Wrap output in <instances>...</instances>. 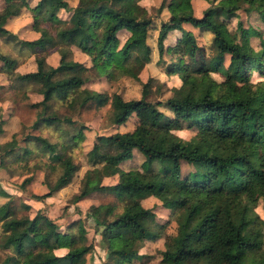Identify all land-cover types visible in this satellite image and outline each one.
<instances>
[{
	"label": "trees",
	"instance_id": "1",
	"mask_svg": "<svg viewBox=\"0 0 264 264\" xmlns=\"http://www.w3.org/2000/svg\"><path fill=\"white\" fill-rule=\"evenodd\" d=\"M180 3L181 0L168 3L170 16L161 23L157 46L162 53L163 41L173 29L181 31L182 39L187 42L182 49L180 44L174 48L184 49L194 64L190 60L186 63L180 56L167 68L168 73H178L186 86L182 98L170 96L151 100L149 81H146L136 99H123L115 93L110 97L101 92L81 101L68 100L69 106L76 101L80 107L86 103L103 106L110 100L112 123L122 124L132 114L137 119L130 131L96 136L88 153L92 163L99 165L87 171L81 191L74 200L94 191H117L120 196L131 198L111 219L108 216L114 206L110 204L92 205L87 212L102 227L100 241L107 250L104 264L142 261L146 256L139 251L143 243L161 236L162 226L156 222L155 213L140 202L148 196L171 207L177 223L176 232L165 240L159 264H187L188 260H195V264H264V220L252 211L258 199L264 203V108L261 105L264 83L251 81L253 72L264 78V38L259 30L243 27L239 21V39H236L224 22L242 4L264 21V0H218L200 16H196L191 8L180 9ZM136 4L137 0H96L91 7L73 10L69 23L61 25V20L52 12H43V7L65 9L67 1L38 0L32 9L34 26L40 35L18 42L41 49L52 41L67 46L73 44L83 52L92 48L97 59L102 61L96 69L102 72L115 60L113 54L116 52L124 57L133 51L147 55L146 35L150 20L135 17ZM86 11L104 16L105 26L100 38L93 26L85 22ZM40 14H45L51 24H58L54 32L48 26L38 25ZM183 23L212 33V55L203 54V59L197 62L199 46ZM121 28H126L130 34L116 51L119 44L117 31ZM250 36L260 37L262 46L259 49L255 50L249 44ZM226 54L229 55L227 63L224 62ZM0 59L4 71L10 73L16 60ZM86 69L81 62L62 54L57 65L47 72L37 69L22 75L23 80L40 79L42 82L39 89L42 98L32 104L38 107L34 127L46 124L58 128L62 123H73L70 117H59L51 109L54 101L67 99L69 93L76 92L84 83ZM126 70L132 74L129 68ZM212 73H219L221 80L212 77ZM243 89L246 95H243ZM83 127L80 123L77 131L68 134L64 146L61 145L63 148L59 149V141L50 142L40 135L28 136L29 140L32 137L41 144L43 153H48L61 165V172L49 190L43 194L31 193L30 198L41 200L69 183L76 164L63 149L78 144L83 138ZM184 128L193 129L195 133L185 139L174 132ZM7 145L8 149L0 144V149L5 148L4 154H10L15 147L12 148L13 142ZM134 149L144 156L143 168L121 170L118 165L130 159ZM29 150L25 146L22 155L13 156V160L20 159ZM181 161L191 164L194 170L181 175ZM153 162L158 164V170H152ZM114 174H118L116 183H101L102 177ZM30 179V176L26 177L20 188L24 189ZM0 192L7 194L4 190ZM11 204L10 199L0 204V223L4 232L0 246L12 252L2 264H77L91 248L84 243L86 233L81 220L76 225L77 233L72 230L75 221L63 231L40 211L28 219L14 217ZM100 214L103 215L101 219ZM55 247H64L66 252L58 255L53 251Z\"/></svg>",
	"mask_w": 264,
	"mask_h": 264
},
{
	"label": "rangeland",
	"instance_id": "2",
	"mask_svg": "<svg viewBox=\"0 0 264 264\" xmlns=\"http://www.w3.org/2000/svg\"><path fill=\"white\" fill-rule=\"evenodd\" d=\"M67 8L53 9L49 5H44L43 12L54 13L61 25L69 23L73 10H83L94 5L96 0H66ZM171 0H137V9L134 15L137 18H149L150 23L147 26L146 44L148 48L147 55L131 52L127 56H122L118 52L113 54L114 61L99 72L96 65L100 63L96 53L90 46L89 52L81 51L77 46L71 44L67 46L59 42L52 41L46 48L41 49L38 46L29 47L22 45L18 40H33L39 37L40 32L34 26L33 7L38 0H0V57L16 60L15 67L10 73L5 72L0 59V144L8 145L13 142L10 154H4L5 148L0 149L2 160L0 162V204L7 200H12L13 216L19 219H28L36 212L46 214L58 226L65 231L67 226L75 221L72 227L74 232H78V221L81 220L85 229V244L91 245L89 251L81 257L77 264H104L106 248L101 244L100 231L101 225H97L91 216L87 215L92 205L110 204L114 209L109 214L111 219L120 213L131 200L129 197H122L120 193L108 191H94L90 194L74 200L79 194L85 181L87 171L99 164H93L89 158L88 151L98 134H110L116 131L126 132L134 128L136 117L132 114L124 123L114 124L111 121L110 100L103 106H95L86 103L83 107L77 105L76 101L69 106V99L83 100L85 97L101 92L112 96L114 93L122 96L123 99H136L141 95L142 83L149 81V99L161 100L167 97L182 98L186 91L178 73H168L167 68L174 64L180 56L186 63L193 62L188 58L186 51H178L174 48L180 44L182 49L187 42L182 39V32L176 29L170 30L164 39V50L159 53L157 46V36L160 31L162 21H166L170 12L167 8ZM218 0H181L179 8L188 10L191 8L196 16L202 15L203 11L209 6L214 5ZM246 4H242L235 14L225 18L224 22L227 29L239 39L238 22L241 21L243 27L251 26L261 32L264 38V21H262L254 10L245 9ZM44 16V17H43ZM83 18L87 24L93 26L97 38H100L105 26V18L99 14H93L86 11ZM39 26H48L52 32L58 27L56 22L50 23L45 19V14L37 17ZM64 23V24H63ZM60 25V26H61ZM186 30H190L199 46L197 62L199 63L205 56L212 55L214 48L211 45L212 33L208 30L198 29L190 24L183 23ZM6 30V32H5ZM126 28L117 31L119 44L116 49L121 47L123 42L129 36ZM17 41V42H16ZM249 44L257 50L262 46V41L258 36H250ZM183 52V53H181ZM185 53V54H184ZM68 54L73 60L81 62L86 66L83 76L85 81L76 92L69 93L65 100H56L53 102L52 111L59 117H70L73 123H62L59 127L43 124L34 127L33 122L36 118L38 107L33 106L34 102L39 101L42 96L39 89L42 87L41 80L22 79V75L36 71L45 73L49 68L56 66L61 55ZM229 55H225L224 62H228ZM102 63V61H101ZM2 67V68H1ZM129 68L132 74L126 70ZM212 77L221 80L219 73H212ZM251 81L257 83L264 78L256 72L252 73ZM64 89H61L63 92ZM246 95L245 89L242 90ZM264 108V101L261 103ZM162 109L171 114V112L162 107ZM82 123L83 138L78 144L63 149L65 155H69L76 170L65 186L55 190L50 196L41 200L30 198V194H43L49 190L61 172V165L52 160L48 153H43L40 149L41 144L36 140L28 139L31 135H40L47 138L50 142H57L58 149L64 146V140L68 134L77 131L79 124ZM179 136L188 139L195 133L193 129L174 130ZM16 143V145H15ZM62 145V146H61ZM29 148L30 152L23 155L20 159H14L13 156L21 154L24 147ZM22 155V154H21ZM144 156L136 149L130 159L122 161L118 166L121 170L138 169L141 170ZM158 164H151L152 170H158ZM194 170V167L181 161V175ZM31 177L30 181L24 184V189L20 184L26 177ZM118 181V174L104 176L101 183L111 185ZM144 207H150L155 213V220L161 227V236L156 240L145 241L141 253L146 254L142 261L134 260L130 264H159L160 252L164 248L165 240L168 236L176 232L177 223L172 213V208L164 205L161 200L154 196H148L140 200ZM252 211L261 220H264V203L261 199L253 205ZM99 218H103L100 214ZM3 227L0 223V244L3 240ZM61 255L66 252L64 247H55L53 250ZM12 255L11 249L0 246V264L7 257ZM187 264H195V260H188Z\"/></svg>",
	"mask_w": 264,
	"mask_h": 264
}]
</instances>
